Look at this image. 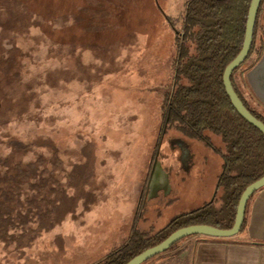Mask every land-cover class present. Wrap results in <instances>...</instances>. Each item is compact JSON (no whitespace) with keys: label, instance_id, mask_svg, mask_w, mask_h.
I'll return each instance as SVG.
<instances>
[{"label":"rangeland","instance_id":"rangeland-1","mask_svg":"<svg viewBox=\"0 0 264 264\" xmlns=\"http://www.w3.org/2000/svg\"><path fill=\"white\" fill-rule=\"evenodd\" d=\"M190 1L0 0V264H93L214 194L221 157L162 115Z\"/></svg>","mask_w":264,"mask_h":264},{"label":"trees","instance_id":"trees-1","mask_svg":"<svg viewBox=\"0 0 264 264\" xmlns=\"http://www.w3.org/2000/svg\"><path fill=\"white\" fill-rule=\"evenodd\" d=\"M251 3L252 0H191L188 3L179 19L173 83L163 96L165 121L186 138L213 149L223 161L214 200L192 213L176 217L154 236L141 233L130 236L99 264H128L183 228L210 226L231 230L243 193L264 177V136L239 116L223 82L225 70L243 48ZM257 25L251 53L256 47ZM256 51L260 57L262 47ZM240 69L232 76L234 90L248 111L264 124V105L249 102L236 85L235 77ZM213 137L221 139L220 146L214 144ZM245 225L246 221L243 230Z\"/></svg>","mask_w":264,"mask_h":264},{"label":"crops","instance_id":"crops-1","mask_svg":"<svg viewBox=\"0 0 264 264\" xmlns=\"http://www.w3.org/2000/svg\"><path fill=\"white\" fill-rule=\"evenodd\" d=\"M262 34H264V10L260 16V22L258 20L256 31V36L258 37L257 43L263 48L260 57L257 56L256 64L247 69V73H249L260 62L264 55V46L260 45V36ZM185 156V159H187V157L188 159L191 158V155L187 150ZM194 156L196 157V154ZM151 183L152 187L154 186V188L159 190V192L155 194L156 197H153L154 199L156 198L158 203L162 201L159 197L160 192L167 191L168 197L173 193L178 194V192H176L171 186L170 176L164 172L157 171L154 173ZM215 194L216 189L212 196H208L204 199L206 200L204 206L214 200ZM197 199H199V202L202 198L199 196V198H196L193 201L196 202ZM245 221V229L243 230L242 228L241 232L235 237L227 239L209 238L204 236L188 237L146 264H264V189L256 193L250 199ZM22 231L23 234H29V231H25V229ZM141 234L147 235V232H141ZM129 238L130 236H126L123 239V242L125 243ZM119 247L115 246L108 249L103 258L93 264L101 263L109 252Z\"/></svg>","mask_w":264,"mask_h":264},{"label":"water","instance_id":"water-1","mask_svg":"<svg viewBox=\"0 0 264 264\" xmlns=\"http://www.w3.org/2000/svg\"><path fill=\"white\" fill-rule=\"evenodd\" d=\"M264 0H252L249 8L247 24L245 29V39L243 48L237 58L227 67L224 73L223 82L226 94L231 105L241 118L258 130L264 136V124L257 120L245 107L238 97L232 85L233 74L240 69L248 60L255 37V30L260 9ZM247 80L261 104L264 105V55L260 62L248 73ZM264 189V177L249 186L243 193L237 208L235 224L231 230H221L210 226H192L183 228L173 233L166 241L160 245L146 250L134 258L128 264H146L155 257L167 252L178 242L188 237L204 236L209 238L227 239L237 236L245 222V216L250 199L259 191Z\"/></svg>","mask_w":264,"mask_h":264}]
</instances>
